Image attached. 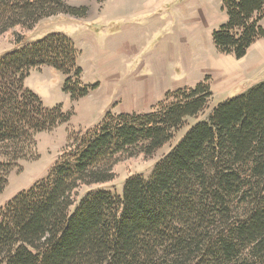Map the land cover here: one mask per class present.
<instances>
[{
  "label": "trees",
  "instance_id": "16d2710c",
  "mask_svg": "<svg viewBox=\"0 0 264 264\" xmlns=\"http://www.w3.org/2000/svg\"><path fill=\"white\" fill-rule=\"evenodd\" d=\"M222 8L227 20L212 30L213 43L241 58L264 36V0H222ZM85 11L64 0H0V40L14 44L0 56V193L19 161L35 156L36 134L70 117L24 86L30 71L57 69L73 101L97 85L82 82L69 36L26 43L23 31L43 17ZM211 95L205 78L167 90L148 112L106 111L94 127L70 133L49 175L0 207V264H264V79L190 125L121 194L101 187L115 178L119 154H152Z\"/></svg>",
  "mask_w": 264,
  "mask_h": 264
},
{
  "label": "rangeland",
  "instance_id": "374dc122",
  "mask_svg": "<svg viewBox=\"0 0 264 264\" xmlns=\"http://www.w3.org/2000/svg\"><path fill=\"white\" fill-rule=\"evenodd\" d=\"M69 6L75 9L80 6H85V14L80 18L85 21L83 24L86 29L101 28L102 22L98 20V15L104 8L109 11L115 8L116 5H127L133 0H64ZM139 0H136V3ZM167 11V10H166ZM173 13L169 11V13ZM225 10H218L211 21H208L212 11H205L203 19V38L200 41V46L203 45V51L198 54L203 64L201 78L197 81L204 80L210 84L212 95L208 99L203 110L192 117H186L184 123L173 131L172 137L165 142L161 147L157 148L152 154L144 155L141 151L134 150L133 154L124 152L118 155V159L114 165L115 178L107 183L101 184V187L121 194L124 181L132 175L141 174L148 176L154 164L161 159L171 147L181 138L190 125L196 121L206 120L212 109L220 102L239 94L252 86L256 82L264 79V36L256 39L246 50V54L241 58H236L231 53L221 52L213 43L212 30L217 28L221 23L227 20H222ZM168 13V12H167ZM174 14V13H173ZM175 17V15H174ZM68 14L59 12L54 15L39 19L30 29L23 31L26 43L34 42L45 35L52 32H60L71 38L81 24L79 20ZM171 19L170 21H172ZM137 23L149 22L148 16H142L136 20ZM260 24L264 27V17ZM107 32L112 31V24H103ZM83 25L81 26V28ZM116 28L113 33L117 32ZM167 29V27H165ZM87 33V32H86ZM159 33V32H158ZM202 35V34H201ZM200 35V36H201ZM75 47L80 51L77 57V64L82 68L81 80L87 85L97 84L91 88L86 96L73 101L69 95L62 90L63 75L57 69L51 66H40L30 71L29 76L24 81V86L35 92L42 100L45 107H54L60 105L62 109L70 113L69 120L61 123L52 130L42 131L36 134L35 156L19 161V165L14 168L8 176L7 184L0 193V207L4 206L9 200L16 196L23 189L28 188L35 181L45 178L51 172L54 164L59 160L62 148L66 144L67 137L74 131L84 132L96 124H98L106 111L112 113L121 112L126 107L123 104L122 97L124 95V83L117 87L114 79L108 80L106 71H110L114 61L109 60L101 65V62L96 60L97 56L92 55V45L87 46L86 37L84 39L77 37V45L73 38ZM113 38L110 39L109 48L105 52H99L100 58L112 56L111 46H113ZM99 46L104 47L106 44L101 41ZM89 44V43H88ZM111 45V46H110ZM13 38L4 37L0 40V56L13 49ZM81 50L83 52L81 53ZM196 82V83H197ZM186 85L175 89L193 87ZM166 92V91H165ZM164 92V93H165ZM164 93L155 102L150 103L146 108L141 106H132L129 113L148 112L153 105L164 99ZM157 92H152V97H159ZM120 98L121 100H118ZM128 100V98H127ZM136 103L137 100H133ZM141 111V112H140ZM128 113V112H127ZM97 186H83L79 191V198L86 193L92 191ZM73 210V207L70 208ZM105 264V263H103Z\"/></svg>",
  "mask_w": 264,
  "mask_h": 264
},
{
  "label": "crops",
  "instance_id": "0c3cea01",
  "mask_svg": "<svg viewBox=\"0 0 264 264\" xmlns=\"http://www.w3.org/2000/svg\"><path fill=\"white\" fill-rule=\"evenodd\" d=\"M221 1L139 0L136 3L133 0L127 5H116L109 11L104 8L97 17L104 28L86 29L85 21L80 18L77 21L81 20L83 27L80 26L71 38L77 45V37H86L87 46L92 45V55L97 56L96 60L101 65L109 60L114 61L110 71L105 74L110 81H113L110 76H115L113 82L117 87L124 83L122 100L126 108L121 112L129 113L131 105L144 109L159 100L165 91L193 85L201 78L203 64L198 54L204 49L203 45L200 46L204 12L212 11L208 20L211 21L220 10ZM172 10L174 14L169 13ZM142 16H148L149 22L137 23L136 20ZM226 16L224 12L222 20ZM106 23H111L110 27L114 30L119 29L115 33L112 29L109 33L104 30L103 24ZM112 38V56L100 58L99 52L103 53L109 48L108 41ZM101 41L106 46H99L98 42ZM152 92H157L159 97H152ZM132 98L137 102L133 104Z\"/></svg>",
  "mask_w": 264,
  "mask_h": 264
}]
</instances>
